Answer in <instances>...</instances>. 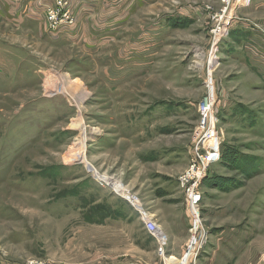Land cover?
Returning <instances> with one entry per match:
<instances>
[{
	"label": "rangeland",
	"instance_id": "374dc122",
	"mask_svg": "<svg viewBox=\"0 0 264 264\" xmlns=\"http://www.w3.org/2000/svg\"><path fill=\"white\" fill-rule=\"evenodd\" d=\"M93 1L53 31L55 0L38 23L0 18V264H264V0L237 5L214 47L221 0ZM210 75L222 157L188 261L179 177ZM139 205L174 232L165 257Z\"/></svg>",
	"mask_w": 264,
	"mask_h": 264
},
{
	"label": "built area",
	"instance_id": "2783aa9c",
	"mask_svg": "<svg viewBox=\"0 0 264 264\" xmlns=\"http://www.w3.org/2000/svg\"><path fill=\"white\" fill-rule=\"evenodd\" d=\"M221 2V8L212 16L214 25L211 36L214 42L213 47L217 45L222 34L227 33L234 20V14L232 13L234 9L237 5L242 6L246 3L245 0H221ZM75 17L76 12L73 9L72 0H55V4L48 7L47 20L50 26L49 29L52 31L65 25H72L76 21ZM214 57L218 64L217 56L215 55ZM212 78L213 76L210 75L206 79V85L209 90L207 96L198 107L200 115L199 126L192 142L190 161L187 168L179 177V183L186 200L190 232L189 241L182 258H186L188 261H192L198 257L208 236L203 219V183L209 173L211 165L220 161L222 157L223 133L217 125L218 119L215 110L217 97H214L212 94L214 86V80ZM128 196L127 198L132 203L133 200L138 201L136 198L130 195ZM138 209L145 219L149 233L158 241V252L160 256L165 257L167 247L166 234L155 219L141 205H139ZM159 231L160 234H158ZM26 264L46 263L34 259L29 260Z\"/></svg>",
	"mask_w": 264,
	"mask_h": 264
},
{
	"label": "crops",
	"instance_id": "0c3cea01",
	"mask_svg": "<svg viewBox=\"0 0 264 264\" xmlns=\"http://www.w3.org/2000/svg\"><path fill=\"white\" fill-rule=\"evenodd\" d=\"M51 0H0V18L10 17L9 20L14 24H29L42 20V11L45 10L47 3ZM78 2V3H77ZM76 5L81 7L82 11H91L92 6L90 3H94L93 0H76ZM88 13H85V17ZM82 15V14H81ZM8 20V21H9ZM41 22V21H40ZM170 240L169 247L172 245L171 235L174 232L166 231Z\"/></svg>",
	"mask_w": 264,
	"mask_h": 264
},
{
	"label": "bare ground",
	"instance_id": "6f19581e",
	"mask_svg": "<svg viewBox=\"0 0 264 264\" xmlns=\"http://www.w3.org/2000/svg\"><path fill=\"white\" fill-rule=\"evenodd\" d=\"M58 78L60 79V84L58 85V90L59 89H64L65 90V92H66V94L67 95H70V96H74L75 95V93L76 94H78L79 93V91L80 90H77V89H75L74 88V90H75V92L74 91H72L71 90V86L69 85V83H68V80H66V78H64V77H61V75H59L58 76ZM57 90V91H58ZM83 91V90H82ZM47 92L48 93H54V92H50V90L48 89L47 90ZM81 96V95H80ZM85 96V95H84ZM78 101V100H77ZM76 101V102H77ZM83 101V100H82ZM82 132H83V134L85 135V136H88V138L87 139H90L92 136H94V135H97L98 134V132H99V130H97L96 128H93L91 131H89V129L87 128V126H85V125H83L82 127ZM87 166L89 167V168H91L88 164H87ZM92 169V168H91Z\"/></svg>",
	"mask_w": 264,
	"mask_h": 264
},
{
	"label": "trees",
	"instance_id": "16d2710c",
	"mask_svg": "<svg viewBox=\"0 0 264 264\" xmlns=\"http://www.w3.org/2000/svg\"><path fill=\"white\" fill-rule=\"evenodd\" d=\"M205 181V180H204Z\"/></svg>",
	"mask_w": 264,
	"mask_h": 264
}]
</instances>
